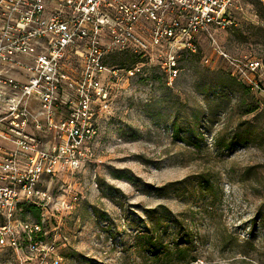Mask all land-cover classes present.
<instances>
[{
  "label": "rangeland",
  "instance_id": "obj_1",
  "mask_svg": "<svg viewBox=\"0 0 264 264\" xmlns=\"http://www.w3.org/2000/svg\"><path fill=\"white\" fill-rule=\"evenodd\" d=\"M228 21L177 53L175 76L166 48L106 58L94 155L51 186L55 207L62 184L79 198L44 223L61 264H264V2L234 0Z\"/></svg>",
  "mask_w": 264,
  "mask_h": 264
},
{
  "label": "built area",
  "instance_id": "obj_2",
  "mask_svg": "<svg viewBox=\"0 0 264 264\" xmlns=\"http://www.w3.org/2000/svg\"><path fill=\"white\" fill-rule=\"evenodd\" d=\"M233 2L0 0V251L38 252L39 264H61L54 244L42 243L44 223L73 211L79 198L62 184L55 207L51 186L94 155L110 53L166 48L175 76L177 53L196 52L198 34L230 23ZM143 25L151 26L149 40L138 32ZM26 204L40 209L38 222L21 218Z\"/></svg>",
  "mask_w": 264,
  "mask_h": 264
},
{
  "label": "trees",
  "instance_id": "obj_3",
  "mask_svg": "<svg viewBox=\"0 0 264 264\" xmlns=\"http://www.w3.org/2000/svg\"><path fill=\"white\" fill-rule=\"evenodd\" d=\"M40 213L41 211L39 208L29 205V204L24 205L23 211H22V215L24 218L27 214H33L34 216H36L37 222L40 220ZM187 264H190V262H188Z\"/></svg>",
  "mask_w": 264,
  "mask_h": 264
}]
</instances>
